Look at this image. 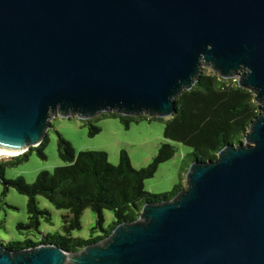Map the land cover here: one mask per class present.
I'll return each instance as SVG.
<instances>
[{
  "label": "water",
  "instance_id": "water-1",
  "mask_svg": "<svg viewBox=\"0 0 264 264\" xmlns=\"http://www.w3.org/2000/svg\"><path fill=\"white\" fill-rule=\"evenodd\" d=\"M206 65L256 94L243 142L104 240L0 244V264H264V0H0V149L39 146L59 114L172 118Z\"/></svg>",
  "mask_w": 264,
  "mask_h": 264
},
{
  "label": "trees",
  "instance_id": "trees-1",
  "mask_svg": "<svg viewBox=\"0 0 264 264\" xmlns=\"http://www.w3.org/2000/svg\"><path fill=\"white\" fill-rule=\"evenodd\" d=\"M178 112L166 120L165 136L169 141L183 142L194 151L186 158L187 168L192 162L216 159L218 153L227 145L245 140L252 122L260 113L256 94L241 86L236 78H224L220 73L204 70L191 90H185L177 99ZM105 113L104 115H108ZM121 117L130 126L141 116L110 113ZM91 134L101 131V127L90 121ZM48 134L37 147L14 157L19 161L37 150L47 158ZM59 152L67 162L55 170H43L37 179L30 183L25 177L6 178V169L17 160L0 159V180L4 182L6 195L11 187L29 196V221L20 223L21 229H39L42 219H51V212L39 205L40 195L47 197L57 208L70 210L64 216L65 233H48L40 240L28 237L24 240L10 241L12 250L37 246L41 243L58 244L68 251H79L86 245L99 242L108 237L122 222H134L141 216L145 204L173 199L184 187L183 181L172 191L155 194L146 189V179L155 175L160 165L176 155V147L165 142L154 160L143 168L134 167L126 150L121 152L119 164L109 160L105 150L77 151L71 141L59 137ZM188 169H186L187 171ZM92 208L98 215V224L93 232L100 233L90 239L73 235L81 228V216L86 208ZM113 210L114 222L105 225L104 210Z\"/></svg>",
  "mask_w": 264,
  "mask_h": 264
},
{
  "label": "rangeland",
  "instance_id": "rangeland-1",
  "mask_svg": "<svg viewBox=\"0 0 264 264\" xmlns=\"http://www.w3.org/2000/svg\"><path fill=\"white\" fill-rule=\"evenodd\" d=\"M212 71L209 65L204 66L203 71ZM169 119V118H164ZM151 119L150 115L139 117L127 126L121 117L110 115H99L91 119H83L79 116L64 117L55 116L47 131L49 142L46 147L47 158L42 157L37 150L29 153L25 159H14L13 156L0 155L1 160H17L14 165L6 169V178L14 179L20 176L33 183L39 173L43 170H55L59 166L66 165L59 152V137L64 136L72 142L76 150H105L109 154V160L113 164L121 161V152L126 150L132 160L134 167L143 168L149 165L159 153L165 142L172 143L176 149V155L168 161L163 162L154 176L146 179V189L155 194L172 191L177 184L183 181L187 187L186 158L194 149L178 141H169L165 136L166 120ZM98 124L101 131L95 135L91 134V122ZM186 169H188L186 171ZM5 185L0 180V244L7 246L10 241L24 240L28 237L41 239L48 233H65L64 216L70 213L68 209L57 208L47 197H38L42 209L51 212V219L43 218L40 228L34 230L21 229L20 223L29 221V196L21 193L17 188L11 187L4 194ZM105 225L108 226L115 221L113 210L105 209ZM82 227L75 229L73 235L90 239L101 231L93 232L98 224V215L92 208H86L81 216Z\"/></svg>",
  "mask_w": 264,
  "mask_h": 264
},
{
  "label": "bare ground",
  "instance_id": "bare-ground-1",
  "mask_svg": "<svg viewBox=\"0 0 264 264\" xmlns=\"http://www.w3.org/2000/svg\"><path fill=\"white\" fill-rule=\"evenodd\" d=\"M21 152L19 150H5V149H0V155H8V156H17Z\"/></svg>",
  "mask_w": 264,
  "mask_h": 264
},
{
  "label": "built area",
  "instance_id": "built-area-1",
  "mask_svg": "<svg viewBox=\"0 0 264 264\" xmlns=\"http://www.w3.org/2000/svg\"><path fill=\"white\" fill-rule=\"evenodd\" d=\"M13 157H15V156H13Z\"/></svg>",
  "mask_w": 264,
  "mask_h": 264
}]
</instances>
